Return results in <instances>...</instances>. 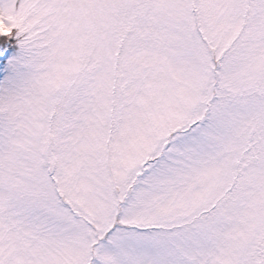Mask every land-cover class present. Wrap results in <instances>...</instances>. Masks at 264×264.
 <instances>
[{
    "label": "snow or ice",
    "instance_id": "1",
    "mask_svg": "<svg viewBox=\"0 0 264 264\" xmlns=\"http://www.w3.org/2000/svg\"><path fill=\"white\" fill-rule=\"evenodd\" d=\"M0 264H264V0H0Z\"/></svg>",
    "mask_w": 264,
    "mask_h": 264
}]
</instances>
